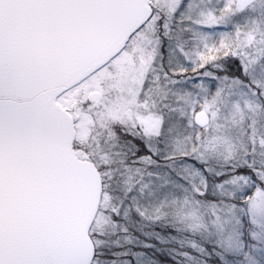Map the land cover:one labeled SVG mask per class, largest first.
<instances>
[{"label":"snow or ice","instance_id":"6c2138e0","mask_svg":"<svg viewBox=\"0 0 264 264\" xmlns=\"http://www.w3.org/2000/svg\"><path fill=\"white\" fill-rule=\"evenodd\" d=\"M0 264H264V0H0Z\"/></svg>","mask_w":264,"mask_h":264}]
</instances>
